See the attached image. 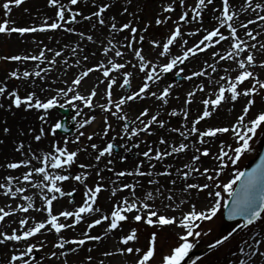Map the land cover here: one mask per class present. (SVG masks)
Returning a JSON list of instances; mask_svg holds the SVG:
<instances>
[{"label":"snow or ice","instance_id":"obj_1","mask_svg":"<svg viewBox=\"0 0 264 264\" xmlns=\"http://www.w3.org/2000/svg\"><path fill=\"white\" fill-rule=\"evenodd\" d=\"M23 3L25 0H0L4 17L0 35L11 38L15 34L24 43L29 34L59 31L78 40L56 49L32 38L38 53L0 55V61L15 65L0 79V110L11 115L17 110L40 112L38 133L33 135L34 129L21 128L16 130L17 136L30 137L37 143L52 137L42 149H34L26 139H16L13 151L20 158L6 157L0 163V195L7 198L0 206V264H70L69 256L81 251L85 256L79 264H111L113 257L131 258V264H157L159 233L172 226L181 229L178 243L168 253L160 254L159 264H185L186 257L187 264H197L203 262V256L189 257L202 235L197 229L221 209L234 226L207 246L205 256L211 257L234 234L247 230L249 234L230 253L228 264H264V230H256L258 222L264 223V155L250 169L238 167L242 158L254 153L255 138L264 133V104L257 107V97L264 100V0H192L191 4L187 0H160L154 24L159 27L171 21L166 38L149 32L153 21L145 22L140 16L139 0H47L54 15H45L39 24L21 26L12 12ZM117 5L119 9L113 13ZM206 17L211 27L205 26ZM85 22L87 32L76 27ZM190 25L193 27L185 31ZM122 33L126 34L118 38ZM198 35L200 38L189 46L186 37ZM98 37L99 49L86 51L83 42L96 44ZM145 41L156 53L154 57L145 55ZM203 53L208 58L199 68H188L186 62ZM29 61L34 65L29 67ZM129 66L136 71L127 70ZM73 68L79 71L72 72L71 79H64L60 87H51L57 83L55 78L48 87L36 83H47L57 70L67 76ZM96 72L101 77L82 91V82ZM169 75L190 82L198 80L186 92L183 104L170 110V102L179 101L180 96L173 91L177 85L167 82ZM137 79L140 83L134 88ZM9 80L27 84L31 90L25 89L22 95L20 87H9ZM101 84L105 85L103 92L99 91ZM114 86L123 89L118 99L114 98ZM46 92L54 94L41 96ZM197 93L203 94L199 99L202 107L193 112L191 105ZM138 100L152 103L129 118L126 108L131 110ZM237 104L240 111L232 120L208 123L225 105L232 113ZM66 106L75 110L73 119L81 117L78 134L71 141L58 137L64 124L49 119L53 109ZM96 109L102 113L101 132L79 131L96 121ZM12 131L7 120L0 121L3 137ZM110 131L115 134L109 136ZM225 135L232 142L221 139ZM95 136L104 141L103 146L92 142ZM81 138L89 143L85 146ZM70 143L76 147L69 148ZM117 148L123 151H115ZM80 153H88L93 163H80ZM128 154L136 157L133 165L117 170V162L127 163ZM204 158L214 164L205 166ZM177 159L183 163H175ZM74 168L81 171L75 173ZM20 169L23 171L14 174ZM226 169L232 170V175L224 182L221 176ZM154 176L166 178L167 184ZM130 177L134 182L128 181ZM68 181L75 183L66 190ZM78 186L83 187L79 204L73 199ZM104 191L110 194V209L98 203ZM200 193L206 197L203 207L195 202ZM62 198H69L72 207L57 210L54 202ZM169 211L178 214L168 215ZM30 212L44 215L37 220ZM12 223L17 226L11 227ZM141 224L154 229L145 245L140 244L138 235ZM97 226L103 230L94 234ZM69 231L74 234L66 235ZM49 234L54 236L53 241L47 239ZM110 236L116 241L112 250L105 244ZM49 245L51 250L38 258L37 254ZM208 264H212L210 258Z\"/></svg>","mask_w":264,"mask_h":264},{"label":"rangeland","instance_id":"obj_2","mask_svg":"<svg viewBox=\"0 0 264 264\" xmlns=\"http://www.w3.org/2000/svg\"><path fill=\"white\" fill-rule=\"evenodd\" d=\"M187 2L189 4L192 3V0H187ZM120 3H123V0H120ZM159 5H160V0H139V8L142 9V11H140V16L143 18V20L145 22L147 21H153V25L152 27L149 29V32L152 33L154 36H156L157 38H166L168 32H169V28L172 26L171 21L169 22L168 25H161L159 27H157L154 24V19L157 15V13L159 12ZM75 7V6H74ZM130 10H132V6H129ZM25 9H28V11H24ZM119 9V5H117L116 8L112 9L111 11L113 13H116ZM87 12V9L85 10ZM13 16L14 17L17 24L18 25H31L33 23L35 24H39L42 22L43 18L45 15L47 16H53L54 15V9H51L49 7H47V0H25V3H23L19 8H15L13 9ZM3 17V12L2 10H0V20H2ZM121 20H126L128 17H118ZM174 19L176 18L175 16L173 17ZM207 21H206V27H211V24L209 23V18L206 17ZM49 23H51V21L49 20ZM77 28L83 29L87 32V22H85L83 25H76ZM192 26H188L187 28H185V31H187L189 28H191ZM126 33H122L119 34V37H122L123 35H125ZM30 35V34H29ZM35 39L37 41H42L43 44L48 45L49 47H53L56 49H59L60 47L63 46L64 43H68V42H76L78 40V37L71 35V34H64L62 32H45V33H34L32 34ZM202 35V33L200 34ZM49 37H55V39L50 40ZM33 37H29V39H32ZM198 38H200V36H196V39L194 40H190L189 41V46H191V44L198 40ZM27 39L24 43H21V41L16 37V35L14 34L13 37L9 38L3 35H0V55H11V54H17V53H23V52H29V53H38L39 48L37 47V45L35 43L32 42V40ZM60 41L59 44L56 43V41ZM84 46L85 44H90V42L84 41L83 42ZM42 46V45H41ZM94 50L99 49V37L97 38V44L94 45ZM89 47V46H88ZM87 47V48H88ZM86 48V46H85ZM144 50H145V55L149 56V57H154L155 56V52L154 51H150V46L147 43V41H145L144 44ZM158 51V50H157ZM179 51V49L177 50ZM205 54V53H203ZM49 56L51 55L50 53L48 54ZM131 59V58H130ZM95 62V61H93ZM35 62H28L29 67H31L32 65H34ZM71 63V60H70ZM14 62H3L0 61V79H4L6 76V73L10 70L13 69L14 67ZM73 71H79L78 69H70L68 71L69 75L68 79H71L72 76V72ZM63 71H55V74H63ZM55 78V76H54ZM42 81L37 80V85H39ZM167 82L168 83H175L178 84L180 87V91H181V95H185L186 92L193 88L195 83H197V80H194L192 82L190 81H185L182 78H176L173 77L171 75H169L167 77ZM135 83V84H134ZM140 83V81L137 79L135 81H133V87L135 88L138 84ZM9 87H20L21 89V94H25L24 90L28 89L31 90L27 84H22L20 81H16V80H9L8 81ZM105 88V85H101L100 88V92H103ZM39 89V88H37ZM119 89V88H118ZM38 91V90H37ZM39 92V91H38ZM123 92V89H119V91H114L113 88V93H114V98L118 99L120 94ZM41 96H43L41 94ZM104 102V101H102ZM148 102H151V100H146V101H136L135 102V107H133L132 111L135 110V113L133 115L134 116L137 114L138 110L141 107H145L146 104H148ZM152 103V102H151ZM264 104V100L260 99L259 97H257V107H259L260 105ZM240 104H237L235 110H234V114H232L229 118L226 119L224 121H208V123L210 124H220V123H227L228 121L232 120L234 118V116L236 115V113H238L240 111ZM172 108L171 103L168 105V109L170 110ZM192 108V106H191ZM58 108L53 109V111L55 112V114H58V118L52 120V122H57L60 121L63 117L57 112ZM68 110V113L70 114L67 118V125L70 127L71 131H69L67 134L63 135L61 133H58V137L63 140V139H68L69 141L75 139L76 135L78 134V121L75 119H73V109H69L67 106L64 108ZM193 109V108H192ZM127 110V108H126ZM21 112V110H17L15 115H11L9 113L4 112L3 110H0V121L3 120H7V119H11V124H15L14 120L12 119L14 116L17 117V114ZM25 112V111H23ZM28 112V111H27ZM194 112V110H193ZM91 114V113H89ZM8 115H11L12 118H10ZM60 115V116H59ZM95 115L97 116L98 119H100L101 121L99 122L98 125H95V121L93 122V124L86 126L84 129H79V131H84L86 134H91L92 132H101V130L104 127L103 124V118H102V113L99 109H96ZM8 116V118H7ZM20 118V116H18ZM167 118V117H165ZM191 118V117H190ZM8 121V120H7ZM111 122L115 123L114 119H111ZM173 122L174 119H173ZM202 124L204 122H201ZM9 124V123H8ZM25 126V124L23 125ZM113 132L110 131L109 136L112 135ZM17 135V132H16ZM0 138L4 139V141L8 138V137H3L2 134H0ZM52 139L51 136L46 137L45 139H42L41 141L44 142V145L42 146V148H45L46 145H48V142ZM83 141V144L86 146L89 142L85 139V138H81ZM108 138H105V141ZM150 139H154V138H150ZM221 139H229V137L227 135L221 137ZM263 140V136L262 133H259L257 138H255L254 141V153L252 154H248L245 158H242V160L239 162V169L243 170L244 166L250 162L252 159H254V157L256 156V154L258 153L259 149H260V145L261 142ZM34 142L32 143V146L34 149H38L40 147V143ZM97 144H101L103 146L104 141H101L99 136H95L93 141ZM119 142V141H118ZM229 142H232L229 139ZM76 145L73 144H69V148H75ZM115 151L117 152H121L117 149H115ZM213 151H215V148H213ZM135 152V151H134ZM89 153H91V149L89 148ZM129 155V160L127 163L125 164H120L119 162H117L116 164V168L117 170H120L122 168H130L136 157L134 156V154H128ZM134 157V159H133ZM11 159V158H9ZM18 159V157H17ZM205 160V166H212L214 164V162L209 159V158H204ZM4 162V161H2ZM0 160V163H2ZM79 162L80 163H93V161L90 159V156L88 153H80L79 155ZM177 164H181L183 163V160L181 159H177L176 161H174ZM104 161L101 162V167L103 166ZM147 167V166H146ZM157 168L160 169L161 165H157ZM11 171V170H9ZM23 169L20 170H16V173L14 174H18L19 172H22ZM73 171L75 173H79L81 170L78 168H74ZM3 170H0V174H2ZM105 176L111 175L109 173H104ZM232 175V170L230 169H226L225 173L222 174L221 176V180H223L224 182H227V180L229 178H231ZM95 179V176L93 175L92 177L89 178L88 183L91 185L93 180ZM129 182H134L133 178H127ZM153 179H157L161 182V184H167V179L163 178V177H156L154 176ZM201 182H203V180H201ZM75 182L73 181H68L65 182V188L70 189L72 187V185ZM146 187L151 188V185H146ZM35 191V190H32ZM82 193H83V187L82 186H78V191L74 194L73 199L75 200V202L77 204H79L82 200ZM31 194V193H29ZM120 195H123V193H121ZM226 195V194H225ZM2 198L5 199V202L7 201L6 197H3L2 195H0ZM69 198H62L58 203L54 202V205L56 207L57 210H61L63 208H71L72 205L69 204L68 202ZM157 204L160 203V200L157 199ZM198 205V207H203L205 202H206V197L204 193H200L199 198L195 201ZM16 202H13V204H15ZM98 203L99 205L103 208V209H110L111 208V198H110V194L107 191H104L100 194V196L98 197ZM2 206V205H0ZM37 206L39 205V201H37ZM187 206H185L186 208ZM35 213V215H34ZM221 213H223V209H221ZM221 213H218L216 217H214L211 221H204L201 226L200 230L202 231V235L201 237H199V242L196 244L195 248H204L205 245L210 244L212 242H214L216 239H218L219 237H221L222 235L226 234L228 231L231 230V228L234 226V223L232 224H226L223 221V215ZM30 214L33 216H40L39 213L37 212H30ZM178 213H173L171 211L168 212V215H177ZM22 215V214H18ZM6 219H14V218H6ZM17 225L15 223L11 224V227H16ZM102 227V226H101ZM141 231L138 233V235L140 236V244L141 245H145L147 243V238L150 236V233L154 230L153 228L147 227L146 225L141 224L140 226ZM209 229H211V231L209 232L208 235H203V232H207ZM127 230V228H126ZM256 230H264V223H260L258 222L256 225ZM181 229L175 228L174 226L172 227H168L166 229H164L163 231H161L159 233V247H158V252H157V256H156V262L157 264H159V259H160V254H166L168 253V251L170 250L171 247H174L177 243H178V237H177V233L180 232ZM70 232V231H69ZM74 234V233H73ZM72 234V235H73ZM248 231L244 230V231H240L238 233H236L232 238H230V240L228 242H226L223 246L218 247V249L214 250L213 254H211V257L205 256V253L207 252V250H205V253L200 254V255H192L190 257H192L191 259H195V257L197 256H203L204 260L203 262L198 261L197 264H208L209 258L212 261V264H228V260L232 259V257L230 256V253L232 251L236 250V246L239 243V241L246 237L248 235ZM54 238L53 235L49 234L47 239H51ZM191 239V238H190ZM45 249H43L40 253L37 254L38 258L43 256L46 252H44ZM127 259H131V258H127ZM189 260V259H188ZM187 260V261H188ZM186 261V264H187ZM44 264H51L49 261H45Z\"/></svg>","mask_w":264,"mask_h":264},{"label":"bare ground","instance_id":"obj_3","mask_svg":"<svg viewBox=\"0 0 264 264\" xmlns=\"http://www.w3.org/2000/svg\"><path fill=\"white\" fill-rule=\"evenodd\" d=\"M114 9V8H113ZM14 12H12V14H13ZM246 15V14H245ZM13 16V15H12ZM243 18V17H242ZM13 19H15L14 17H13ZM206 21H207V19L205 18V25L207 24L206 23ZM193 27V26H192ZM187 28V27H186ZM29 37H33L34 39H35V37L32 35V34H30L29 35ZM189 41L190 40H195L196 39V37H186ZM199 39V38H198ZM29 40H32V39H29ZM36 40V39H35ZM97 44V43H96ZM95 44H92V43H90V44H85V46H86V51H97L98 49H96V50H94V46ZM89 46V47H88ZM88 47V48H87ZM219 47V46H218ZM178 49H175V51H177ZM149 52H150V50H149ZM98 56H99V53H98ZM131 57H129V59H130ZM206 58H208V56H207V53H205V54H199V58L198 59H194V60H192L191 62H186L187 63V65H188V68H199V66H200V64L202 63V61L204 60V59H206ZM94 61V60H93ZM221 63H223V62H221ZM127 70H131V71H133V72H135L136 70L135 69H132L130 66H129V68L127 69ZM259 71V70H258ZM73 72H75V71H73ZM215 75V74H214ZM54 76H55V79H57V83L56 84H54V85H51V87L54 89V88H56V87H60V86H62V81L64 80V79H68V76H70L69 75V73H68V75L67 76H65V74L63 73V74H55V71L53 72V73H51V76H50V79H49V81L47 82V83H45V82H41L40 84H44V86L45 87H48V85L51 83V79H53L54 78ZM97 77H101V73L100 72H96V73H91L90 75H89V77L88 78H86L85 79V82H82V91H86V90H88L95 82H96V80H97ZM135 81V80H134ZM197 82H198V80H197ZM39 84V85H40ZM135 84V83H134ZM102 85V84H101ZM101 85H100V88H101ZM177 86L174 88V94L175 95H179L180 96V100L179 101H176L175 99H173L170 103H171V106L172 107H179L180 105H182L183 104V101H184V98H185V95H181V91H180V87H179V85L178 84H176ZM100 88H99V91H100ZM38 91H39V89H37ZM114 91H119V89L117 88V87H115L114 86ZM43 96L44 95H52V94H54V92H46V93H41ZM201 96H203V94L202 93H197V99H196V102L195 103H193V105H191L192 106V110H194L195 111V109L198 107V106H200V107H202V105H199V99H200V97ZM96 99H98V98H94V101L96 100ZM102 102V101H101ZM149 105H151V102H148V104H146V106H149ZM69 109H73L71 106H67ZM133 107H135V105H132V109H133ZM229 107V105H225L223 108H221L220 110H219V115H217L216 117H215V119H211V120H209L210 122H212V121H224L225 120V122H226V119L227 118H229L232 114H234L233 112L232 113H229L228 111H227V108ZM132 109L131 110H126V111H128V113H129V118H133V115H134V113H135V110L134 111H132ZM84 112H88V109H84ZM96 112V111H95ZM41 113L40 112H37V111H35V110H30V111H28V112H23L22 110H21V112H19L18 114H17V117L16 116H14L13 118H12V116L11 115H8L10 118H12L13 120H14V123L15 124H11V119H7L8 120V123H9V125L12 127V134L10 135V136H7L8 138L4 141V143L3 144H0V160H1V162L2 161H4V159L7 157V158H13V157H15V158H17L18 157V159L20 158V154L19 153H15L14 151H13V146H14V140H16V139H26L27 140V142H31V143H34L35 141H33V140H31V138L30 137H27V138H23V137H18L17 135H16V130L17 129H25V130H27V129H29V128H31V129H34L35 131L33 132V135H35V134H37L38 133V131H39V128H40V126H41V122H40V120H39V115H40ZM58 114H55V112L52 110V113H51V115H50V117H49V119L52 121V120H54V119H56V118H58V116H57ZM70 114L68 113V116H69ZM72 115L73 116H75V110L73 109V112H72ZM8 116H7V118H8ZM18 116H20V118L18 117ZM60 116V115H59ZM81 119V117H76V120L77 121H79ZM101 120L100 119H96V121H95V125H98L99 124V122H100ZM25 124V126H23ZM114 125H115V123H114ZM116 131H119V127H117L116 128ZM115 133L113 132L112 133V135H114ZM119 141V139H117V141H116V143L117 144H119L120 143V141ZM44 145V142L43 141H41V143H40V147L38 148V149H42V146ZM47 147V145L45 146V148ZM118 150L119 151H123L122 149H119L118 148ZM134 151H137V150H134ZM133 159H134V157H133ZM147 165H145V167H146ZM5 199L4 198H2L1 196H0V205H2V206H4L5 205ZM40 214V216H38V217H36V219L37 220H39V219H41L42 217H43V213H39ZM34 215H35V213H34ZM33 215V216H34ZM83 227V225H81V226H78V229H80V228H82ZM102 227L101 226H97V228H95L94 230H93V233L94 234H98V233H101L102 232ZM73 234V232H67L66 233V235H69V236H71ZM54 240V238H51V239H49V241H53ZM105 244H106V247L109 249V250H112L113 248H114V246H115V244H116V241H115V239H113L111 236L108 238V240L105 242ZM51 250V245H49V247L48 248H45V250H44V252H48V251H50ZM94 255H98V253H93ZM85 256V252L84 251H81L80 253H79V255H76V254H73V255H70L69 256V261H70V264H79V262H80V260L83 258ZM111 259V264H131V259H126V258H124V257H113V258H110ZM51 264H52V262L51 261H49ZM106 264H108V262L106 261Z\"/></svg>","mask_w":264,"mask_h":264},{"label":"water","instance_id":"obj_4","mask_svg":"<svg viewBox=\"0 0 264 264\" xmlns=\"http://www.w3.org/2000/svg\"><path fill=\"white\" fill-rule=\"evenodd\" d=\"M60 112H61L63 115L67 116V110H61ZM61 122L64 124V128L61 129V130H59V132H62V133H68V132L70 131V127H67V126H66V119L62 120ZM263 136H264V133H263ZM260 155H264V139H263V144H262V146H261V150H260V152H259L257 158H256V159H255V160H254V161H253L248 167H246L244 170H247V169H250L251 167H253V166L255 165V163L258 162V160H259V156H260ZM224 221H225L226 223H233V221H229V220H227L226 215H224ZM208 245H209V244L205 245L204 248H194V249L189 253V255L192 256V255H200V254L205 253V250H207V246H208ZM190 256H189V257H190ZM188 259H189L188 257L185 258V264H186V261H187Z\"/></svg>","mask_w":264,"mask_h":264}]
</instances>
